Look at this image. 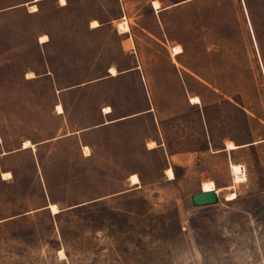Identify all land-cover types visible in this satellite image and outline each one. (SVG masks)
Masks as SVG:
<instances>
[{
	"label": "rangeland",
	"instance_id": "rangeland-1",
	"mask_svg": "<svg viewBox=\"0 0 264 264\" xmlns=\"http://www.w3.org/2000/svg\"><path fill=\"white\" fill-rule=\"evenodd\" d=\"M159 1L0 0V264H264V0Z\"/></svg>",
	"mask_w": 264,
	"mask_h": 264
},
{
	"label": "bare ground",
	"instance_id": "bare-ground-1",
	"mask_svg": "<svg viewBox=\"0 0 264 264\" xmlns=\"http://www.w3.org/2000/svg\"><path fill=\"white\" fill-rule=\"evenodd\" d=\"M61 3L62 4H66L67 0H61ZM153 4H154V6L156 8H160L161 7V2L159 0H154ZM29 9H30V11L35 12V11L38 10V6L36 4H30ZM100 25H101V23L97 19H95V20H93L91 22V26L92 27H98ZM129 29H130V26H129V24L126 21H123V22L119 23V30L121 32H127ZM40 40L43 43L49 41L48 34L42 35L40 37ZM173 50H174L175 54L181 53L183 51V49L180 46H175L173 48ZM110 73L112 75H118L119 71L117 70L116 67H111L110 68ZM27 76L29 78L37 77L35 72H33V71L28 72ZM191 102L195 103V104H199V103L202 102V99H201L200 96L195 95V96L191 97ZM57 110H58V112L63 113L65 111L64 110V105L62 103L57 104ZM111 112H113V108L110 105L104 107V113L108 114V113H111ZM1 142H3V138L0 135V143ZM156 145L157 144H156L155 141H152V142L149 143V147L150 148L156 147ZM34 146H35V144L31 140H26L23 143V148H32ZM226 146H227L228 150H234L237 147H239V145L235 144L233 141H228L226 143ZM83 149H84V153L86 155H91L92 151H91V147L89 145H84ZM4 153L6 154L8 152H4ZM231 170H232L233 181H234V183H233L231 188L234 189V188L237 187V183L245 182L247 180V174L243 173L242 164L238 163V162L237 163H231ZM167 174H168V176L170 178H174L175 177V171H174L173 167H169L167 169ZM2 175H3V178H5V179H8V178L12 177L11 171H4L2 173ZM130 180H131L133 185H138V184L141 183L140 176L137 173L131 174ZM202 190H204V191L216 190V192L218 194V185L212 179L211 180H206L202 184ZM237 196H238V193L235 190H233V191H231V192H229L227 194V199L235 200L237 198ZM49 206L53 210V212H58L59 211V207H58L57 203H51Z\"/></svg>",
	"mask_w": 264,
	"mask_h": 264
},
{
	"label": "water",
	"instance_id": "water-1",
	"mask_svg": "<svg viewBox=\"0 0 264 264\" xmlns=\"http://www.w3.org/2000/svg\"><path fill=\"white\" fill-rule=\"evenodd\" d=\"M4 152H7V151H4ZM219 201L220 200H219L216 190H210V191L201 190L192 195L193 205L197 207L216 204Z\"/></svg>",
	"mask_w": 264,
	"mask_h": 264
},
{
	"label": "crops",
	"instance_id": "crops-1",
	"mask_svg": "<svg viewBox=\"0 0 264 264\" xmlns=\"http://www.w3.org/2000/svg\"><path fill=\"white\" fill-rule=\"evenodd\" d=\"M154 1V0H153ZM154 5V4H153ZM155 7V6H154ZM156 8V7H155ZM156 9H158V10H161L162 9V7H160V8H156ZM179 54V53H178ZM131 70H133V69H131ZM125 72V71H124ZM121 72H119V74H120ZM118 74V75H119ZM64 109H65V107H64ZM112 113V112H111ZM111 113H108V114H111ZM106 114V113H105ZM108 114H106V115H108ZM129 116H126V117H123V118H119V119H117V120H114V121H120V120H123V119H125V118H128ZM114 121H109V120H107V121H105V122H103V123H100V124H98V125H95V126H92V127H90V128H87V129H92V128H96V127H100V126H104V125H107V124H109V123H111V122H114ZM227 143V142H226ZM254 143H256L255 141H254ZM254 143H249V144H238L239 146H241V147H244V146H246V145H254ZM237 144V143H236ZM226 146V145H225ZM21 149H27V148H23V146L20 148V149H18V150H21ZM223 150H226V151H229L230 152V150H228L227 149V146L226 147H224L223 148ZM14 151H16V150H13V152ZM232 151H234V150H232ZM231 151V152H232ZM12 152V151H11ZM8 153H10V152H8ZM8 153H6V154H8ZM3 154H5V153H3Z\"/></svg>",
	"mask_w": 264,
	"mask_h": 264
},
{
	"label": "built area",
	"instance_id": "built-area-1",
	"mask_svg": "<svg viewBox=\"0 0 264 264\" xmlns=\"http://www.w3.org/2000/svg\"><path fill=\"white\" fill-rule=\"evenodd\" d=\"M242 170H243V173H247L248 169L245 164H242Z\"/></svg>",
	"mask_w": 264,
	"mask_h": 264
},
{
	"label": "trees",
	"instance_id": "trees-1",
	"mask_svg": "<svg viewBox=\"0 0 264 264\" xmlns=\"http://www.w3.org/2000/svg\"><path fill=\"white\" fill-rule=\"evenodd\" d=\"M72 133H74V132H72ZM66 135H68V134H66ZM66 135H65V136H66ZM62 138H63V137H62Z\"/></svg>",
	"mask_w": 264,
	"mask_h": 264
}]
</instances>
